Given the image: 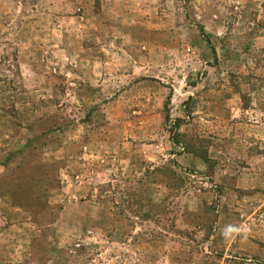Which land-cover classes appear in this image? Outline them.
I'll use <instances>...</instances> for the list:
<instances>
[{
    "label": "rangeland",
    "instance_id": "rangeland-1",
    "mask_svg": "<svg viewBox=\"0 0 264 264\" xmlns=\"http://www.w3.org/2000/svg\"><path fill=\"white\" fill-rule=\"evenodd\" d=\"M0 264H264V0H0Z\"/></svg>",
    "mask_w": 264,
    "mask_h": 264
}]
</instances>
